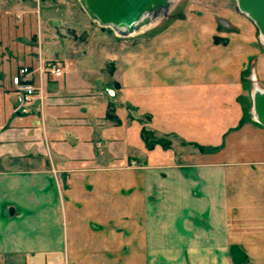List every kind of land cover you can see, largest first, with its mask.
I'll list each match as a JSON object with an SVG mask.
<instances>
[{"label": "crops", "instance_id": "1", "mask_svg": "<svg viewBox=\"0 0 264 264\" xmlns=\"http://www.w3.org/2000/svg\"><path fill=\"white\" fill-rule=\"evenodd\" d=\"M41 25L28 6L0 10V264L234 263L236 195L227 189L228 181L166 178L173 207L162 210L165 218L158 227L151 210L142 209L148 215L147 244L141 246L140 182L132 178L125 208L123 168L144 149L143 113L149 130H160L159 122L164 135L203 145L205 83L234 89L247 68L235 61H248L249 55L242 56L238 46L227 55L229 64H212L205 76L202 33L177 36L172 46L164 36L147 48L125 53L121 45L112 53L61 38L49 27L44 34ZM106 63L113 65L109 77ZM49 65L59 66L63 75L39 70ZM23 67L30 68V81L39 87L26 112L12 87ZM252 69L264 86V72L251 67L250 74ZM226 136L227 151L235 146L247 160V204L241 210L247 218L246 262L264 264V128L247 118L239 132ZM229 160L209 164L228 165ZM256 185L263 190L253 191ZM125 232L135 235L125 239Z\"/></svg>", "mask_w": 264, "mask_h": 264}, {"label": "rangeland", "instance_id": "2", "mask_svg": "<svg viewBox=\"0 0 264 264\" xmlns=\"http://www.w3.org/2000/svg\"><path fill=\"white\" fill-rule=\"evenodd\" d=\"M17 6H28L34 9L37 17L42 20L44 34H47L46 28L49 27L59 37L90 43L91 47L97 51L99 48L105 47L115 53L116 46L122 45L126 53L138 46L147 48L154 38L162 39L164 36L169 40L168 44L170 43L172 46L174 45L172 42L177 36L183 37L186 35L185 33L192 32L202 33L205 46L204 54L201 57L205 76L207 73H212V64H220V66L229 64L230 58L227 55L231 54V50L234 48H239L238 46L242 49V53H245L242 56L249 55L248 61L245 57V60L241 57L235 61L236 66L245 65L247 68L242 72L240 81L236 85H232L234 89H229L225 83L219 85L205 83L203 145H188L183 143L184 140L181 137H174L171 134L164 135V127L159 122L156 126L160 130H149V118L146 113H143L140 115V123L143 125L141 138L144 142V149L132 154L129 157V162H126L123 168L125 200L129 198L128 202L125 201V208L131 200L132 190L129 184L132 178L139 179L140 182L137 194L140 193L141 198L139 217L141 231L138 234L141 246L147 244V232L143 230H146L148 215L146 210L143 212L142 209L151 210L150 216L153 220L155 219V226L158 227V224H162L165 218L160 215L162 210L166 207H173L169 206V196L165 192V188L170 187L165 184L166 178L202 176L206 178L218 177L221 181H228L227 189L236 195L237 210L236 249H234L236 259L234 263L230 261L229 264H247V232L244 228L247 218L245 219L242 214L244 211L242 209L247 204V160L244 159L242 151H236L235 146L231 147V152H228L227 149H230L225 146V142L228 133L239 132L241 127L247 123V118L252 119L248 112L251 107L249 90L252 86L248 79L249 69L257 67L259 72H264V48L257 42L259 32L256 30L255 24L239 12L236 0H183L174 11H171L162 26L147 34L125 39L118 38L111 30L102 28L93 22L81 7L79 0H0V10L16 11ZM23 11L25 10L20 9L18 12L21 17L25 15ZM248 35L251 40L247 39ZM115 37H117L116 43ZM244 39H246V45H241L240 43H243ZM44 42L46 49L48 43L45 39ZM214 43L216 46L213 45ZM56 48L54 47V49ZM58 49L61 50L62 47ZM214 51L216 53L212 56ZM172 59L175 61L181 58L173 56ZM173 64L175 63L173 62ZM104 66L106 67L104 76L109 77L113 65L106 63ZM262 84L264 85V80ZM212 112L213 114L217 112L218 116L212 117ZM213 123L219 125L218 131L215 130L217 125L213 126ZM237 138L242 137L237 136ZM235 139L233 138V141ZM213 143H219V145L213 146ZM226 160L232 162L228 165L221 163L222 165L211 166L209 164L213 161ZM202 161L204 165L200 167ZM199 162V166L195 167ZM96 173L102 176L106 175L105 173ZM148 181L150 184H146ZM252 188L253 191L258 192L263 190L259 185ZM125 219L127 218L125 217ZM129 219L131 220V218ZM128 223L130 221L125 220V224ZM132 235L135 233L125 232V239Z\"/></svg>", "mask_w": 264, "mask_h": 264}, {"label": "water", "instance_id": "3", "mask_svg": "<svg viewBox=\"0 0 264 264\" xmlns=\"http://www.w3.org/2000/svg\"><path fill=\"white\" fill-rule=\"evenodd\" d=\"M81 7L100 27L112 29V25L124 28L132 33L137 25L144 22L146 13L152 10H163L165 17H169V0H79ZM239 12L245 14L257 28L260 38L264 39V0H236ZM251 109L252 120L264 128V94H260L253 101ZM256 116V118H255Z\"/></svg>", "mask_w": 264, "mask_h": 264}, {"label": "bare ground", "instance_id": "4", "mask_svg": "<svg viewBox=\"0 0 264 264\" xmlns=\"http://www.w3.org/2000/svg\"><path fill=\"white\" fill-rule=\"evenodd\" d=\"M182 2H183V0H169L170 12L174 11V9H176ZM243 15L245 17H247L245 14H243ZM144 19H145V21L141 22L139 25H137V29L135 31H133L132 33H128V32H126V30L124 28L121 29V28L116 27L115 25H112V28H114V30H112V29H110V30L118 38H123V39L135 38V37H138L139 35L147 34L148 32L157 29L159 26L164 24L165 23L164 21H166L168 18L164 16L163 10L158 9V11L152 10L151 12L146 13V15L144 16ZM247 19H248V17H247ZM258 39H259L258 42L260 43V45H264V39L262 42L259 33H258ZM249 80H250L251 85H252L251 86L252 88L250 90L251 104H252L254 99H256L257 96L259 97L260 94H264V86H260V84L258 83L254 70L251 72ZM252 107H253V104L251 105V109H252ZM255 118H256V116H255ZM257 124L259 125V123H257ZM259 126L262 127L261 125H259Z\"/></svg>", "mask_w": 264, "mask_h": 264}, {"label": "built area", "instance_id": "5", "mask_svg": "<svg viewBox=\"0 0 264 264\" xmlns=\"http://www.w3.org/2000/svg\"><path fill=\"white\" fill-rule=\"evenodd\" d=\"M261 46L264 48V45ZM39 70L41 72H47L55 77H61L63 75L61 68L57 65H49L45 68H39ZM30 75V68L23 67L12 78L13 92L17 96L19 108L22 109L23 112H26L25 107L33 101L36 93L39 91V87L30 81Z\"/></svg>", "mask_w": 264, "mask_h": 264}, {"label": "trees", "instance_id": "6", "mask_svg": "<svg viewBox=\"0 0 264 264\" xmlns=\"http://www.w3.org/2000/svg\"><path fill=\"white\" fill-rule=\"evenodd\" d=\"M217 43H218V41H217ZM225 44V43H224Z\"/></svg>", "mask_w": 264, "mask_h": 264}]
</instances>
